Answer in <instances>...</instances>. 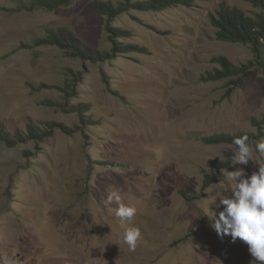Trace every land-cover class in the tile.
I'll return each instance as SVG.
<instances>
[{"label": "rangeland", "instance_id": "obj_1", "mask_svg": "<svg viewBox=\"0 0 264 264\" xmlns=\"http://www.w3.org/2000/svg\"><path fill=\"white\" fill-rule=\"evenodd\" d=\"M19 1L28 0H0V123L18 139L0 142V264H255L206 214L222 210L213 198L231 196L227 171L250 177L264 166L262 68L249 64L250 44L218 40L211 22L223 6L256 8L76 0L21 11ZM95 1L127 10L108 19ZM60 27L104 58L38 44ZM114 40L134 47L114 52ZM219 57L252 73L210 79ZM220 135L247 136L251 160L232 163L234 144L205 141ZM113 190L136 208L130 220L106 203ZM128 228L141 233L135 250L122 239Z\"/></svg>", "mask_w": 264, "mask_h": 264}, {"label": "trees", "instance_id": "obj_2", "mask_svg": "<svg viewBox=\"0 0 264 264\" xmlns=\"http://www.w3.org/2000/svg\"><path fill=\"white\" fill-rule=\"evenodd\" d=\"M76 0H28L19 1L18 10H33L42 9L47 11H55L62 7H67ZM192 0H144L132 3L130 6L134 9L142 11H162L170 7H176L179 4L189 5ZM249 2L256 12L250 16L246 15L242 10L237 7L223 6L218 11L216 17H212V25L215 28L216 38L221 41L231 43L250 44L253 47V55L255 60L249 64L255 67L262 68L264 82V0H245ZM95 9L106 15L108 19H112L121 12L127 10L118 7L115 9L111 3L95 1ZM110 31L117 34L119 38L127 36L126 31L120 29L110 28ZM116 46L113 48L114 52H126L128 49L134 46H122L113 41ZM38 44H56L63 48H66L74 56L89 57L93 60L98 58H104L98 52H92L82 43L77 41L70 31L65 28L49 29L43 40L39 41ZM221 69L217 70L214 75L210 74V79L217 80L223 79L234 75L247 76L252 73L249 71L250 67L243 65L237 67L232 65L229 60L225 57H219L216 59ZM247 69V70H246ZM107 82V81H106ZM69 86V85H68ZM29 134H38L33 127H29ZM35 137V136H34ZM243 137V135H220L206 138V143L209 144H233L236 138ZM17 137H14L2 123H0V142L7 146L14 147L16 145ZM248 143V140H247ZM207 184L204 185L206 187ZM186 201L194 197H190L185 191L180 192Z\"/></svg>", "mask_w": 264, "mask_h": 264}, {"label": "clouds", "instance_id": "obj_3", "mask_svg": "<svg viewBox=\"0 0 264 264\" xmlns=\"http://www.w3.org/2000/svg\"><path fill=\"white\" fill-rule=\"evenodd\" d=\"M248 137L243 136L233 141L235 145L232 163L246 165L251 160V151L247 143ZM256 150L264 155V141L256 144ZM228 172L227 179L232 182L231 196L215 197L209 204L222 206V210H209L207 216L213 221L212 227L219 236L229 235L234 242L237 238L245 242L255 264H264V166L250 177H245L243 169ZM115 201L118 204L116 216L130 220L136 214V208L121 203V197L115 190L111 191L106 203ZM208 204V205H209ZM123 242L130 250H135L141 233L137 228H128L122 236ZM3 264H15L7 258Z\"/></svg>", "mask_w": 264, "mask_h": 264}]
</instances>
